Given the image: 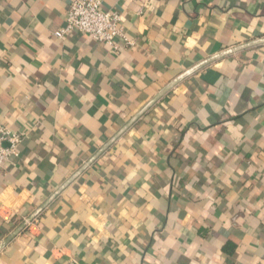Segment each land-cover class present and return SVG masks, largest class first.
<instances>
[{
  "label": "crops",
  "instance_id": "1",
  "mask_svg": "<svg viewBox=\"0 0 264 264\" xmlns=\"http://www.w3.org/2000/svg\"><path fill=\"white\" fill-rule=\"evenodd\" d=\"M0 0V264H264V0Z\"/></svg>",
  "mask_w": 264,
  "mask_h": 264
},
{
  "label": "built area",
  "instance_id": "2",
  "mask_svg": "<svg viewBox=\"0 0 264 264\" xmlns=\"http://www.w3.org/2000/svg\"><path fill=\"white\" fill-rule=\"evenodd\" d=\"M121 16L103 9L101 0H69V9L64 28L55 32L60 40L72 34H83L91 40L116 48V41L122 39L128 44L121 28ZM24 135L14 132L0 122V175L5 164L19 154Z\"/></svg>",
  "mask_w": 264,
  "mask_h": 264
}]
</instances>
